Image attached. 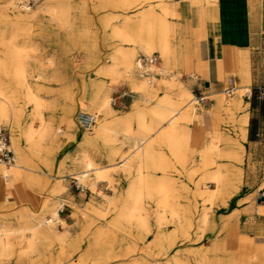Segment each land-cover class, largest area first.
Segmentation results:
<instances>
[{
    "label": "bare ground",
    "instance_id": "obj_1",
    "mask_svg": "<svg viewBox=\"0 0 264 264\" xmlns=\"http://www.w3.org/2000/svg\"><path fill=\"white\" fill-rule=\"evenodd\" d=\"M168 1L101 0L106 5H119L124 9L141 6L138 16H125L115 24L113 31L118 39L132 45L129 48L122 44L117 46L111 52L112 59L101 63V72L111 78L126 79L130 88L139 94L140 100L156 97L158 79L167 90L158 95L148 108L135 107L132 111L118 113L111 103V84L102 82L96 76L88 82L84 80L83 86L89 91V96L82 103L94 112L97 120V129L92 135L78 132L72 117L74 99L71 93H68V98L72 105L59 118L65 127L60 125L53 129L56 118L47 117V111L54 107L56 100L46 98L42 84L30 80L28 60L37 56L41 49L39 41L32 38L29 27L19 23L24 13L14 14L9 21L7 36L0 30V42L4 44L0 53V125L4 124L11 130L14 152L10 148L8 134L9 148L15 157L11 163H0L2 185L6 188H27V165L31 164L34 154L55 152L57 144L49 141L54 134L62 132L64 136L58 141L71 137L78 139L76 149L68 154L67 170L71 171L73 178L91 188L100 180L112 184V193L103 194V198L107 202L104 211L114 209L113 228L121 230L124 225L149 234L165 223L175 224L168 234L158 232L154 236L152 241L161 249L164 248V239L172 238L177 231L193 223L202 234H207L210 224L215 221L214 210L227 208L240 193L244 175L242 141L248 123L247 103L238 89L227 101L222 98V129L203 134L197 131L195 126L201 122V110H197V103L192 102L194 94L188 81L183 80L181 71L171 65L175 37L172 17L176 14L171 11ZM63 6L52 2L32 10L21 0H7V8L12 11L43 10L50 13V19L67 26L71 23L70 12L67 6ZM20 38L23 41L20 42ZM155 49L161 54L159 64H156V57H149ZM138 52L147 56L145 63L142 57L137 56ZM38 59L34 76L38 81L62 80L55 67L57 59L54 54L45 60ZM5 77L9 78L7 83L3 81ZM17 89L22 90L23 103L15 96ZM246 91L250 88H246L244 93ZM25 113L32 119L21 125V117ZM96 140L108 142L106 163L98 162L81 145L93 147ZM200 140L203 143L198 145ZM172 167L179 172L180 178L168 173ZM153 170L159 172L152 173ZM263 187L264 183L258 189ZM61 189L52 188L50 200L35 214L26 215L21 210L14 212L12 209L0 211V264H7L10 260H14L13 264H38L50 257L49 251L57 245L69 251L63 244L69 229L62 231L57 224L63 225L60 217L63 202H72L61 196ZM94 207L92 205L88 209ZM240 207L234 205L233 211L240 212ZM258 211L264 215V207ZM92 222L94 220L87 217L84 225ZM76 223L83 226L81 216ZM248 238L251 239L249 244L245 242ZM242 239L241 251L245 255V263L250 264L254 259L250 258V254H255V264H264V236L263 242H256L248 235ZM75 241L69 244L75 246ZM248 246L249 252L245 251ZM208 248L200 249L199 255L192 260L171 255L165 264H207ZM129 264L147 263L133 260Z\"/></svg>",
    "mask_w": 264,
    "mask_h": 264
},
{
    "label": "rangeland",
    "instance_id": "obj_2",
    "mask_svg": "<svg viewBox=\"0 0 264 264\" xmlns=\"http://www.w3.org/2000/svg\"><path fill=\"white\" fill-rule=\"evenodd\" d=\"M21 1L32 10L40 9V7L46 3L57 2L61 5L67 6L70 12L71 23L66 26L65 24H60L55 20L50 19L49 12L43 10L12 11L7 8V0H0V30H3L4 35L7 36L9 34L11 24L9 21L14 18V14L24 13L23 17L19 18V23L26 24L30 29L32 38L39 41L41 51L36 53L37 56L30 58L27 64L29 67L31 66L29 71L30 80L35 82V84H42V91L46 98L56 100L54 107L47 111V117L53 116L56 118L53 121V129L60 125L65 127L64 123L59 121V118L62 112L72 105V101L68 98V93H71L74 99L72 117L76 121L78 132L80 134H95L97 129L96 125L93 127L92 131H88L84 130L78 121V113L80 111L86 110L94 113L87 108L86 103H82V101L86 102L89 96V91H86L84 88L83 81L85 80L88 82L91 77L96 76L98 77L97 79L102 82L111 84V103L118 113L132 111L135 107L148 108L153 105L158 95L163 94L164 91L167 90L163 83L158 79L156 80L157 84L155 86L156 97H152L148 100H140L139 94L130 88V84L126 79H117V77L111 78L110 76L103 74L99 69L101 63L112 59L110 56L111 52H113L117 46L122 44L125 48H129L128 46L132 45L131 42H124L118 39L113 30H115V24L123 20L125 16H138L141 6L124 9L119 5H106L101 2V0ZM172 1L178 2L177 9L179 12H182L185 6L195 5L199 0ZM105 20H107V23ZM21 39L22 38L19 39L20 42L23 41ZM3 50L4 44L0 42V53H2ZM53 54L57 59V65L55 67L59 70L62 80L59 82L56 80L38 81L34 77L36 75L35 67L38 64V58H43L45 60L48 56ZM137 56L143 58V63L146 62L147 56H145L143 52H138ZM149 57H156V64L161 62V54L158 49L153 50ZM190 74L192 73L185 71L183 76L188 77ZM230 75H233L235 80L236 76H240L239 73H227L225 77L227 78ZM192 76L194 75L192 74ZM5 78L6 79L3 78V81L7 83L9 78ZM248 87L250 88V83L243 82L240 79L236 81V87L232 94L228 95L221 93L219 95H210L209 99L215 101V104L212 107L218 109L217 106H219L220 98L227 101L238 89H240L242 98L247 100L250 95L245 94L244 91ZM168 91L173 92V90ZM193 94L192 98L194 99H192V102L197 103L195 97L197 93L193 91ZM15 96L19 102L23 103L24 95L22 90L17 89ZM114 99L116 100V103H113ZM204 107L206 108L204 103L196 104L197 110L202 111L205 109ZM28 113H25L21 117V125L32 119L31 115ZM96 123L97 120L95 124ZM2 126L7 134L10 135V148L14 152L11 130L4 124H2ZM62 136H64L62 132L57 135L54 134L49 141V143L57 144L55 152L52 154L48 152L34 154L31 164L27 165V168L25 169L28 176L26 186L28 189L35 192L34 194L37 197V202L34 205H31L30 203L18 201L16 204L13 203V205L7 207L0 206L1 212L12 209L14 212L21 210L25 212L26 215L35 214L40 206L51 198L49 194L46 193L48 184L46 181L49 182L50 179L51 182H55V178L47 175L46 169L50 168V163H53L54 161L60 167L62 174L58 178L61 183L65 181V186L61 189L60 193L64 198H68L69 196L68 200L72 203L68 201L63 202L64 205L60 209V217L62 218L63 225L58 223L57 226L62 231L64 229H69V234L63 243L69 251H66L64 247L61 249L57 245L54 250L49 251L51 253L50 257L38 264H129L133 260H140L147 264H155L156 262L165 264L170 256L174 254L180 258L192 260V258L199 255L198 253L200 252V249H205L210 245L213 237H226V228L228 225L224 230L217 228V226L221 227L231 218H228L229 215H223L222 213L229 211L236 204H238L239 207L241 206L239 208L240 213L246 209L244 207H251L258 203L261 204L258 209L264 207V187L258 189L260 184L264 183V151L257 153V155H261L263 158L251 159L250 153H246L245 150V157L242 165L244 175L241 191L230 202L231 205L229 204L227 208H223L224 210H214L215 221L213 224L215 226L210 224L207 234H202L196 223H193L190 227L186 226L184 230L177 231L172 235V238L169 236L167 239H164V248L161 249L158 244L156 245L152 241L154 236L158 234V232L168 234L175 224L171 222L165 223L160 227H155L153 229L154 233L151 232L149 234L124 225L121 230L113 228L111 221L114 209L108 208L105 212L104 209L106 208L107 202L103 198V194L112 193V184H110L109 181L100 180L94 188H91L85 182H79L78 179L73 178L71 171L67 170V163L69 162L68 154L76 149L78 139L71 137L67 139L63 138L58 141V138ZM21 143L26 147L23 139H21ZM202 143L203 141L200 140L198 145H201ZM107 144L108 142L96 140L93 147L87 144L81 145L83 148L85 147V149H87L88 153H92V156L95 157L98 162L106 163ZM0 163H2V160ZM35 169H39V172L36 173L34 171ZM158 172L159 171H154L152 173ZM168 173L176 178L181 177L179 172L173 167L168 169ZM3 182L4 180L0 178V183L3 184ZM238 199H240L239 202H237ZM92 205L95 207L93 209H88V207ZM260 212L261 211H258V214L262 215L260 217H264L263 213ZM80 216L83 226L76 223L77 218ZM87 217L94 220V222L88 226L84 225ZM251 219L255 220L256 216H251ZM186 235L188 238L185 237ZM74 240H76L75 246L70 245L69 243ZM254 240L256 242H261L263 237H255ZM246 241L249 244L251 239L248 238L245 242ZM231 248L229 247V249ZM252 250H254V248H252ZM65 251L67 253H64ZM245 251L249 252L250 246L246 247ZM235 254L236 252L233 251H224L220 254V256L222 255L221 261L231 263ZM213 255L214 253H209L210 257H213ZM250 256V258H254L250 264H255V254H250ZM13 262L14 260H10L7 264H13Z\"/></svg>",
    "mask_w": 264,
    "mask_h": 264
},
{
    "label": "crops",
    "instance_id": "obj_3",
    "mask_svg": "<svg viewBox=\"0 0 264 264\" xmlns=\"http://www.w3.org/2000/svg\"><path fill=\"white\" fill-rule=\"evenodd\" d=\"M168 2L176 14L172 17L175 37L171 65L181 71L182 79L188 81L192 92L208 95L203 102L206 109L201 111L197 131L203 134L222 129V98L218 109H215L212 107L215 101L209 96L223 93L227 73H239L236 81L249 82L252 90L251 96L245 100L248 123L242 141L244 157L246 150L251 159L263 158L257 153L264 151V93H260L264 89V0H199L195 5L185 6L182 12L177 9L178 2ZM185 71L194 76L184 77ZM50 164L46 173L55 178V182L46 181L47 194L52 188L65 186V181L61 183L58 178L62 174L60 167L55 161ZM34 171L37 173L39 169ZM34 193L23 186L6 188L0 183V206L7 207L18 201L34 205L37 202ZM259 206L260 203L244 207L242 214L232 211L233 208L222 213L231 218L221 227L217 226L224 230L228 225L226 237L212 238L207 264H246L241 251L243 236L248 235L252 239L264 236V217L258 214ZM253 215L255 220L251 219ZM224 251L236 252L231 263L221 261L220 254ZM209 253H214L213 257Z\"/></svg>",
    "mask_w": 264,
    "mask_h": 264
},
{
    "label": "built area",
    "instance_id": "obj_4",
    "mask_svg": "<svg viewBox=\"0 0 264 264\" xmlns=\"http://www.w3.org/2000/svg\"><path fill=\"white\" fill-rule=\"evenodd\" d=\"M235 87H236L235 77L233 75H230L225 80L223 93L230 95L233 93ZM260 93L263 94L264 89H261ZM245 94H249L251 96L252 94L251 88L250 91H246ZM195 97L197 103H203L208 99V95L206 93H198ZM113 103H116L115 99L113 100ZM78 121L80 126L84 130L92 131L96 122V117L93 113L89 111H80L78 113ZM0 160L6 163H11L14 160L13 152L9 148L8 134L2 125H0Z\"/></svg>",
    "mask_w": 264,
    "mask_h": 264
}]
</instances>
